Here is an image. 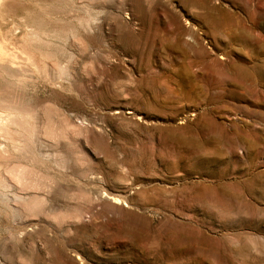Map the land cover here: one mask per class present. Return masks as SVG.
Returning <instances> with one entry per match:
<instances>
[{
	"label": "rangeland",
	"instance_id": "1",
	"mask_svg": "<svg viewBox=\"0 0 264 264\" xmlns=\"http://www.w3.org/2000/svg\"><path fill=\"white\" fill-rule=\"evenodd\" d=\"M1 6L0 264H264V0Z\"/></svg>",
	"mask_w": 264,
	"mask_h": 264
},
{
	"label": "bare ground",
	"instance_id": "2",
	"mask_svg": "<svg viewBox=\"0 0 264 264\" xmlns=\"http://www.w3.org/2000/svg\"><path fill=\"white\" fill-rule=\"evenodd\" d=\"M6 3H8V0H0V6L2 5H4V4H6ZM12 5V4H11ZM1 6V7H2ZM9 9H10V7H9ZM11 10V9H10ZM2 11V10H1Z\"/></svg>",
	"mask_w": 264,
	"mask_h": 264
}]
</instances>
